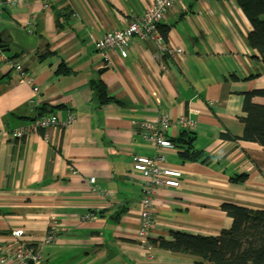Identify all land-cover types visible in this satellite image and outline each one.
Returning <instances> with one entry per match:
<instances>
[{"label": "crops", "instance_id": "0c3cea01", "mask_svg": "<svg viewBox=\"0 0 264 264\" xmlns=\"http://www.w3.org/2000/svg\"><path fill=\"white\" fill-rule=\"evenodd\" d=\"M150 3L29 0L3 10L4 50L33 81L22 82L16 69L0 64V245L36 244L55 222L58 237L42 248V264H214L138 248L144 177L132 160L154 154L141 133L161 114L194 119L193 130L174 122L170 138L193 132L194 146L216 159L188 162L176 146L164 150L165 165L182 171L181 183L157 190L150 239L218 236L233 224L224 203L264 210V147L241 139L246 93L264 90V61L248 44L247 16L235 0H177L160 25L169 27L165 42L183 55L169 61L153 39L134 37L126 57L114 53L105 63L96 41L126 27ZM162 62H168L164 70ZM98 80L117 101L99 104L91 90ZM252 101L264 105V95ZM71 113L76 120L61 124ZM50 114L60 124L12 137L14 129ZM237 174L247 179L232 182ZM90 177L104 197L92 190ZM87 212L98 217L82 221ZM17 229L24 230L20 238L12 234ZM0 264L18 262L0 253Z\"/></svg>", "mask_w": 264, "mask_h": 264}, {"label": "built area", "instance_id": "2783aa9c", "mask_svg": "<svg viewBox=\"0 0 264 264\" xmlns=\"http://www.w3.org/2000/svg\"><path fill=\"white\" fill-rule=\"evenodd\" d=\"M29 0H0V20L2 13L6 7H17ZM177 0H151L150 5L138 16H133L128 25L121 29H116L96 41V48L101 52L103 60L108 63L111 60V54L119 53L122 57H126L129 52L133 38L153 39L159 49L169 61H173L177 56L184 54L181 47H171L165 42V38L159 30L162 20L168 11L174 6ZM45 6H48L47 4ZM31 19L27 20V26L31 25ZM33 32L32 28L29 29ZM168 63V62H166ZM166 63L162 62V69H166ZM0 64L16 69L20 74L22 82H32L33 77L26 71L24 66L15 58L9 57L0 45ZM38 87L34 86L33 90L36 94ZM32 101V100H30ZM198 113L197 109L193 110ZM76 120V115L71 113L67 120L62 122L63 125H70ZM178 123L187 130H193L197 127V123L189 115H182L177 119H171L167 114H161L151 121H147L143 125L141 133L142 139L153 144L155 152L152 155H135L133 157V168L140 172L144 177L143 195L140 201L141 214L139 226L138 248L151 254L153 245L150 239L151 230L154 228L156 221L153 216L156 208L155 195L158 189L164 187H179L181 183L182 171L178 168L165 165V149L175 148L168 134L173 123ZM60 124L56 115H41L30 123L16 128L12 131L14 139H21L38 132L39 130L49 129ZM71 173L78 172L75 166L70 167ZM92 190L104 197L106 195L97 183L95 177H90ZM98 216L95 212H87L81 217L82 221L96 219ZM15 238H20L24 234L23 229H17L12 232ZM58 237L56 224L53 222L47 229L45 236L36 244H27L25 242L14 241L8 244L0 245V253L6 258H14L18 264H42L43 253L42 248L52 244ZM264 264V263H263Z\"/></svg>", "mask_w": 264, "mask_h": 264}, {"label": "trees", "instance_id": "16d2710c", "mask_svg": "<svg viewBox=\"0 0 264 264\" xmlns=\"http://www.w3.org/2000/svg\"><path fill=\"white\" fill-rule=\"evenodd\" d=\"M247 16L252 30L248 34V44L264 61V0H235ZM162 35L167 38L169 27L159 26ZM3 48L4 46L0 44ZM64 68L65 66L62 65ZM65 72L68 68L64 69ZM92 95L99 104L117 101L110 96L102 80L91 82ZM255 94L264 95V90L246 93L243 106L245 124L243 140L253 141L264 147V105L252 101ZM228 136V135H224ZM179 149L184 161L209 164L216 158L197 149L193 141L195 135L183 131L180 137L170 138ZM246 174L232 176V182H244ZM222 210L232 217L230 229L222 230L218 236H199L186 233H174L171 239H151L153 247L194 256L214 264H263L264 263V210H252L231 203L222 204Z\"/></svg>", "mask_w": 264, "mask_h": 264}, {"label": "water", "instance_id": "95a60500", "mask_svg": "<svg viewBox=\"0 0 264 264\" xmlns=\"http://www.w3.org/2000/svg\"><path fill=\"white\" fill-rule=\"evenodd\" d=\"M0 44H2V41H1V38H0ZM3 45V44H2ZM4 46V45H3ZM6 50V49H5ZM102 71H104V70H102Z\"/></svg>", "mask_w": 264, "mask_h": 264}, {"label": "rangeland", "instance_id": "374dc122", "mask_svg": "<svg viewBox=\"0 0 264 264\" xmlns=\"http://www.w3.org/2000/svg\"><path fill=\"white\" fill-rule=\"evenodd\" d=\"M264 18V17H263Z\"/></svg>", "mask_w": 264, "mask_h": 264}]
</instances>
